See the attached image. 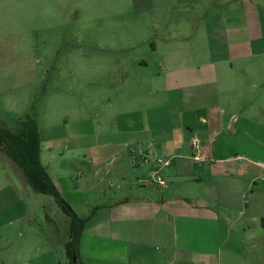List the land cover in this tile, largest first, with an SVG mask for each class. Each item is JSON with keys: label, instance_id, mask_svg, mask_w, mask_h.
Returning <instances> with one entry per match:
<instances>
[{"label": "crops", "instance_id": "1", "mask_svg": "<svg viewBox=\"0 0 264 264\" xmlns=\"http://www.w3.org/2000/svg\"><path fill=\"white\" fill-rule=\"evenodd\" d=\"M223 7L221 55L199 62L163 51L162 72L144 104L129 100L133 149L129 157L120 154L121 162L94 153V177L81 179L92 204L75 197L83 181L51 177L42 165L59 194L85 208L73 209L88 218L79 244L85 264H264V11L247 0ZM60 140L50 139L47 152L57 151ZM104 159L110 167H101ZM107 178L122 182L110 192ZM26 183L21 191L31 199ZM4 187L0 264H64L39 228L38 209L29 213L20 189Z\"/></svg>", "mask_w": 264, "mask_h": 264}, {"label": "rangeland", "instance_id": "2", "mask_svg": "<svg viewBox=\"0 0 264 264\" xmlns=\"http://www.w3.org/2000/svg\"><path fill=\"white\" fill-rule=\"evenodd\" d=\"M225 1L0 0V125L14 129L18 119H34L43 140L41 164L50 176L75 185L84 175L93 179L97 151L105 152L108 161L129 157V100L144 104L142 96L162 72L163 51H182L199 62L222 54ZM250 1L264 11V0ZM53 136L64 144L48 153ZM106 162L101 167H110ZM25 182L0 152V190L20 189L17 195L29 213L38 209L39 228L66 263L69 218L51 196L30 190L34 197L27 198L21 191ZM121 182L107 178L104 188L112 192ZM81 190L75 195L83 199L81 205L92 204L84 181ZM123 196L129 198V186ZM63 200L75 212L85 211L77 199L72 207Z\"/></svg>", "mask_w": 264, "mask_h": 264}, {"label": "trees", "instance_id": "3", "mask_svg": "<svg viewBox=\"0 0 264 264\" xmlns=\"http://www.w3.org/2000/svg\"><path fill=\"white\" fill-rule=\"evenodd\" d=\"M14 129L0 125V152L4 153L22 172L27 184L36 194L51 196L70 220L69 240L65 244V264H85L79 253L80 238L88 218H79L63 200L40 161L41 140L34 119H18ZM94 208L90 215L94 213ZM73 259H75L73 261Z\"/></svg>", "mask_w": 264, "mask_h": 264}, {"label": "built area", "instance_id": "4", "mask_svg": "<svg viewBox=\"0 0 264 264\" xmlns=\"http://www.w3.org/2000/svg\"><path fill=\"white\" fill-rule=\"evenodd\" d=\"M197 145H198V140H197V139H193V140L191 141V146H192L193 148H196ZM157 181H158L160 184H164V183L162 182V180H160V179H158Z\"/></svg>", "mask_w": 264, "mask_h": 264}, {"label": "water", "instance_id": "5", "mask_svg": "<svg viewBox=\"0 0 264 264\" xmlns=\"http://www.w3.org/2000/svg\"><path fill=\"white\" fill-rule=\"evenodd\" d=\"M75 259H73V261H74Z\"/></svg>", "mask_w": 264, "mask_h": 264}]
</instances>
